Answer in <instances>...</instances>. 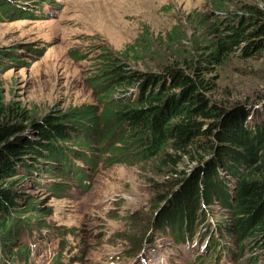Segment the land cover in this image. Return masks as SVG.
I'll return each mask as SVG.
<instances>
[{"label": "rangeland", "instance_id": "1", "mask_svg": "<svg viewBox=\"0 0 264 264\" xmlns=\"http://www.w3.org/2000/svg\"><path fill=\"white\" fill-rule=\"evenodd\" d=\"M8 1L0 4L6 14L0 18V123L22 122L23 135L49 115L83 105L100 106L111 93L100 89L109 76L103 70L111 69L117 61L112 57L145 26L159 40L179 25L182 41L170 51L163 45L158 51H140L143 61L131 62L132 67L157 70V64L167 60L179 62L191 74L189 58L207 56L217 40L215 20L229 21L244 11L246 3L264 8V0H226L223 11L215 10L211 0ZM72 49L81 59L70 56ZM196 64L208 67L203 76L209 78L216 100L232 104L264 92V50L248 59L230 55L219 66L199 60ZM10 104L24 115H4ZM106 137L103 151L95 140L93 149L71 143L67 158L58 153L52 159L38 157L51 164L48 171L23 173L19 186L32 202L16 204L14 221L25 220L36 234L45 236L37 238L32 264H54L53 250L59 258L70 254L65 244L77 253L70 264H264L260 239L242 244L233 230L216 242L213 236L221 232L215 229L217 221L233 228L228 224L229 210L217 202L208 213V223L196 221L187 233L181 231L186 236L177 239L174 229L161 224L160 218L165 196L179 189L185 170L176 177L156 160L145 161L135 147L122 144L116 149V137L113 141ZM42 161L36 162L43 166ZM193 166L185 159L179 168L189 171ZM77 169H83L87 181L74 177ZM12 240H2L10 254L18 248Z\"/></svg>", "mask_w": 264, "mask_h": 264}, {"label": "trees", "instance_id": "2", "mask_svg": "<svg viewBox=\"0 0 264 264\" xmlns=\"http://www.w3.org/2000/svg\"><path fill=\"white\" fill-rule=\"evenodd\" d=\"M211 1L215 10H224L226 0ZM242 7L244 11L225 23L215 20L218 34L211 53L194 61L186 54L188 63H192L191 74L179 62L169 64L167 60L157 64V70L132 67L133 62L142 63L140 51H158L160 45L170 51L182 41L179 25L157 37L159 40L145 26L112 57L117 61L111 69L103 70L109 76L100 89L111 93L102 98L100 106L83 105L49 115L25 135L22 122L0 123V261L10 254L2 246L6 237L16 241L18 256L25 258L28 250L22 238L25 230H33L32 226L13 218L16 204L21 200L32 202L19 186L23 173L31 169L48 171L51 164L38 157L52 159L58 153L67 158L71 143L93 149L95 140L103 151L108 135L112 141L116 137V149L122 144L135 147L145 161L156 160L176 177L185 170L187 175L181 177L179 189L165 196L160 218L161 224L168 223L174 229L177 239L186 236L181 231L187 233L197 222L208 223V213L217 202L229 210L232 222L228 224L233 228L217 221L215 229L221 232L213 236L216 242L236 230L242 244L260 239L258 249H264V92H256L244 102L216 100L211 96L209 78L203 76L208 67L196 64L199 60L219 66L230 55L248 59L264 50V8L249 3ZM0 15L6 16L2 10ZM69 53L75 59L82 57L74 49ZM259 107L261 112L255 110ZM5 108L4 115H24L13 104ZM185 159L194 162L189 171L188 167L179 168ZM37 160L45 165H38ZM55 169L66 174L64 168ZM74 171V177L87 181L83 169ZM4 182L6 186L1 184ZM54 262L63 264L59 256Z\"/></svg>", "mask_w": 264, "mask_h": 264}, {"label": "clouds", "instance_id": "3", "mask_svg": "<svg viewBox=\"0 0 264 264\" xmlns=\"http://www.w3.org/2000/svg\"><path fill=\"white\" fill-rule=\"evenodd\" d=\"M37 233H38V232H37ZM25 234L28 235L29 239H33L34 237H37V234L35 233L34 230H32L31 232L28 231V230H25L24 233H23V236H24ZM37 238H38V237H37ZM26 244H27V243H26ZM16 250H18V249H16ZM15 252H16V251H15ZM13 253H14V252H13ZM55 258H56V255L53 256V259H54V260H55ZM54 264H55V262H54Z\"/></svg>", "mask_w": 264, "mask_h": 264}, {"label": "bare ground", "instance_id": "4", "mask_svg": "<svg viewBox=\"0 0 264 264\" xmlns=\"http://www.w3.org/2000/svg\"><path fill=\"white\" fill-rule=\"evenodd\" d=\"M37 235H38V239H40V237H42V240H44L45 239V236L43 235V233L41 232H38L37 233ZM42 235V236H41ZM44 249H46V248H44Z\"/></svg>", "mask_w": 264, "mask_h": 264}]
</instances>
